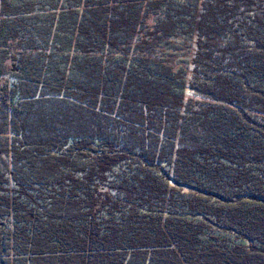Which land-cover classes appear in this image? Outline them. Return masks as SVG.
<instances>
[{
	"label": "trees",
	"instance_id": "trees-1",
	"mask_svg": "<svg viewBox=\"0 0 264 264\" xmlns=\"http://www.w3.org/2000/svg\"><path fill=\"white\" fill-rule=\"evenodd\" d=\"M261 7L0 0V264H264Z\"/></svg>",
	"mask_w": 264,
	"mask_h": 264
},
{
	"label": "snow or ice",
	"instance_id": "snow-or-ice-1",
	"mask_svg": "<svg viewBox=\"0 0 264 264\" xmlns=\"http://www.w3.org/2000/svg\"><path fill=\"white\" fill-rule=\"evenodd\" d=\"M61 2L63 3V0H61ZM181 2H184V0H181ZM221 2L223 6L231 8L236 12H239L241 15L245 14L246 9L260 7L261 4H264V0H259V3H257L256 0H221ZM200 7L201 11H203L204 8L202 3ZM229 15H232V13L229 12ZM247 15L251 17L253 13L251 11H248ZM259 15L264 16V7H261ZM229 23H231V21H229ZM252 27H255V24H253ZM261 46L264 47V45ZM0 195H3V193H0Z\"/></svg>",
	"mask_w": 264,
	"mask_h": 264
}]
</instances>
